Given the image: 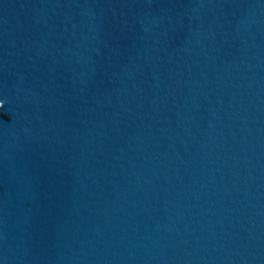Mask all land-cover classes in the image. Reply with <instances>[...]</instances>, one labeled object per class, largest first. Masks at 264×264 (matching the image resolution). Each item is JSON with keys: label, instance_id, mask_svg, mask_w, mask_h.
<instances>
[{"label": "water", "instance_id": "water-1", "mask_svg": "<svg viewBox=\"0 0 264 264\" xmlns=\"http://www.w3.org/2000/svg\"><path fill=\"white\" fill-rule=\"evenodd\" d=\"M0 264H264V0H0Z\"/></svg>", "mask_w": 264, "mask_h": 264}, {"label": "snow or ice", "instance_id": "snow-or-ice-1", "mask_svg": "<svg viewBox=\"0 0 264 264\" xmlns=\"http://www.w3.org/2000/svg\"><path fill=\"white\" fill-rule=\"evenodd\" d=\"M7 106V100L6 98L0 96V110H3Z\"/></svg>", "mask_w": 264, "mask_h": 264}]
</instances>
